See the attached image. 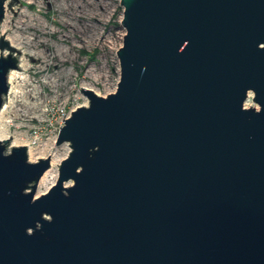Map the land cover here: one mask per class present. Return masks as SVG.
<instances>
[{
    "label": "water",
    "instance_id": "water-1",
    "mask_svg": "<svg viewBox=\"0 0 264 264\" xmlns=\"http://www.w3.org/2000/svg\"><path fill=\"white\" fill-rule=\"evenodd\" d=\"M120 6L117 90L79 87L56 183L36 197L50 156L0 140V264H264V0Z\"/></svg>",
    "mask_w": 264,
    "mask_h": 264
},
{
    "label": "rangeland",
    "instance_id": "rangeland-1",
    "mask_svg": "<svg viewBox=\"0 0 264 264\" xmlns=\"http://www.w3.org/2000/svg\"><path fill=\"white\" fill-rule=\"evenodd\" d=\"M18 1L9 8L11 0H6L0 36L5 34L6 40L15 34L22 39L37 38L22 49L32 68L26 91L30 93L28 104L35 101L34 93L44 102L37 111L25 108L22 98L14 97L11 91L17 81L11 84L8 79L9 91L3 104L6 110L1 122L12 137L11 145L14 139L19 145L17 139L21 136H37L40 146L36 151L49 146L50 153L55 155L50 181L46 185L38 183L35 194L38 197L56 183L58 165L70 152L67 143L56 145L60 122L77 107L88 104L79 87L90 88L101 96L117 90L120 79L117 51L123 45L126 31L121 25L120 0ZM55 78L59 79L58 86L52 88L47 83ZM246 106H254L251 97Z\"/></svg>",
    "mask_w": 264,
    "mask_h": 264
},
{
    "label": "bare ground",
    "instance_id": "bare-ground-1",
    "mask_svg": "<svg viewBox=\"0 0 264 264\" xmlns=\"http://www.w3.org/2000/svg\"><path fill=\"white\" fill-rule=\"evenodd\" d=\"M37 38H33V39H22L19 35L15 34L12 35L10 37H8V40L10 42V44L15 47L16 49L20 50L21 53L23 54L20 57V70H12L9 73V82L12 84L13 80L17 81V85L16 86H12L11 87V91L12 94L14 95V97H21V101L23 102V106L25 108L31 107V109L37 111L38 109H40V107L42 106L43 102H40V97L32 95L33 98H35V101L32 104H28V100H29V96L30 93H28L26 91V88L29 86L30 82H31V77H30V69H32L29 64V60L25 58V51H23V45L24 44H31L33 41H36ZM27 40V41H25ZM25 41V42H24ZM58 81L59 79L55 78L53 80H50L47 84H49L52 88H57L58 86ZM82 88H86V87H82ZM90 89V88H88ZM6 110V106L2 108L1 112H0V140H10V135L6 129V126L4 124H2V118H3V114L5 113ZM12 141V140H11ZM12 145H18L16 143V139L13 140ZM51 148L49 146H46L45 148H43V150L41 152H37L36 148L34 147H28V155H29V159L30 161H32L33 159H40V158H46L49 157L51 158V165L54 166L55 165V158H54V154L50 153ZM51 169L47 170L44 175L42 176L41 180H40V185H46L48 181H50L49 179V175L51 173ZM54 181L52 180L51 183H53Z\"/></svg>",
    "mask_w": 264,
    "mask_h": 264
},
{
    "label": "built area",
    "instance_id": "built-area-1",
    "mask_svg": "<svg viewBox=\"0 0 264 264\" xmlns=\"http://www.w3.org/2000/svg\"><path fill=\"white\" fill-rule=\"evenodd\" d=\"M246 106V104H245ZM67 118V117H66ZM64 118V120L66 119ZM64 125V121L62 120L60 122V127H59V131H60V128ZM58 131V133H59ZM18 142H19V145H25L27 147H39L40 146V140L37 136H34V137H25V136H21L19 137L18 139Z\"/></svg>",
    "mask_w": 264,
    "mask_h": 264
}]
</instances>
